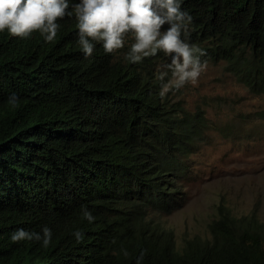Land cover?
Instances as JSON below:
<instances>
[{
  "label": "trees",
  "instance_id": "obj_1",
  "mask_svg": "<svg viewBox=\"0 0 264 264\" xmlns=\"http://www.w3.org/2000/svg\"><path fill=\"white\" fill-rule=\"evenodd\" d=\"M181 8L201 61L221 62L264 94V0H183ZM57 23L52 42L38 31L0 32V264H264L256 215L235 217L218 204L209 236L185 237L182 247L149 218V206L180 204L174 170L206 128L183 98L160 96L156 69L170 58L126 60L131 34L113 53L93 42L86 57L74 20ZM44 227L46 247L11 239L18 229L43 236Z\"/></svg>",
  "mask_w": 264,
  "mask_h": 264
},
{
  "label": "clouds",
  "instance_id": "obj_2",
  "mask_svg": "<svg viewBox=\"0 0 264 264\" xmlns=\"http://www.w3.org/2000/svg\"><path fill=\"white\" fill-rule=\"evenodd\" d=\"M182 2L183 0H78L71 5L73 11H69V0H0V32L7 29L14 37L27 38L38 31L46 42H52L60 27L57 21L69 16L77 25L78 44L86 57L91 56L94 51L93 42L102 43L106 53H113L125 46L126 37L131 34L134 42L125 55L126 60L139 63L158 52H163L170 58L169 62L158 65L156 69L157 79L163 82L159 93L163 98L169 91H175L178 95L185 92L184 86L194 83L205 71L207 64L212 63L202 62L200 57L205 52L190 42L192 16L182 10ZM165 25L168 27L165 28ZM166 77L168 79L165 81ZM17 99L13 94L10 102L15 103ZM202 103H188L187 107L191 112L201 115L206 124L203 135L214 128L207 102L203 100ZM196 106L200 108L196 109ZM1 112L0 107V115ZM182 163L184 166L174 170V174L181 194L185 195L183 178L189 175L190 164L187 156ZM178 206L168 212L149 206L147 211L160 218L163 213H170ZM150 215L149 218H152ZM84 217L89 222L94 219L87 210L84 211ZM42 232L43 236L18 229L11 239L14 242L42 239L46 247L51 241V230L44 227ZM75 235L77 239L82 238L79 231ZM184 240L185 238L183 244ZM175 244L177 247L183 246H179L177 240Z\"/></svg>",
  "mask_w": 264,
  "mask_h": 264
},
{
  "label": "rangeland",
  "instance_id": "obj_3",
  "mask_svg": "<svg viewBox=\"0 0 264 264\" xmlns=\"http://www.w3.org/2000/svg\"><path fill=\"white\" fill-rule=\"evenodd\" d=\"M221 62L207 64L180 95L184 104L207 102L211 129L187 153L180 205L153 220L173 230L177 244L185 237L209 236L208 223L223 203L235 217L256 215L264 222V94L247 90ZM203 104V103H202Z\"/></svg>",
  "mask_w": 264,
  "mask_h": 264
}]
</instances>
